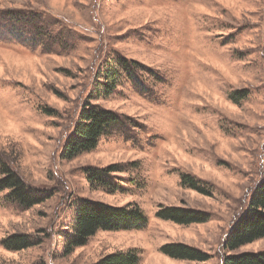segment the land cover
<instances>
[{"label":"rangeland","instance_id":"rangeland-1","mask_svg":"<svg viewBox=\"0 0 264 264\" xmlns=\"http://www.w3.org/2000/svg\"><path fill=\"white\" fill-rule=\"evenodd\" d=\"M24 12L39 16V36L1 25ZM0 18V160L43 198L24 207L0 192V264H94L129 250L139 264H222L227 233L264 177V0H0ZM110 57L130 60L136 78L122 77L113 95L92 102L123 122L91 151L62 159ZM111 165L121 168L112 173L117 191L92 188L86 169ZM80 199L135 202L147 223L98 231L66 254ZM171 206L207 221L156 216ZM13 235L34 244L8 249L2 240ZM170 243L209 259L172 258L161 250ZM262 251L264 238L228 253Z\"/></svg>","mask_w":264,"mask_h":264},{"label":"trees","instance_id":"trees-1","mask_svg":"<svg viewBox=\"0 0 264 264\" xmlns=\"http://www.w3.org/2000/svg\"><path fill=\"white\" fill-rule=\"evenodd\" d=\"M14 19H17L12 26L5 25L7 17L3 16L1 25L9 34H29L31 31L39 36L41 20L32 12H24ZM26 20H34L25 22ZM35 21H37L35 23ZM30 27L26 29V27ZM10 27V28H5ZM43 32V31H42ZM41 32V33H42ZM102 71L96 75L94 85L87 99L84 100L74 128L66 137L61 152L62 159H72L73 157L89 152L94 149L100 136L111 128L114 124L123 122L118 113L107 109L99 104H94L93 99L99 97L108 98L117 90L121 78L135 80V71L131 61L122 57L106 58L103 62ZM118 165H111L105 168H87L85 173L92 188L117 191L116 185L112 184L116 179L113 172L120 171ZM0 192L8 190L7 196L18 201L24 207H30L43 201L40 196L33 197L22 179L12 171L9 164L0 160ZM183 183L193 189L199 190L198 181L190 175H183ZM156 216L164 220H169L181 225L193 223H203L208 216L205 213L188 210L180 207H161ZM147 223V216L141 207L135 202H128L125 205L115 206L103 202H92L87 199H80L74 209V218L70 225V230L64 238L63 249L66 254L71 253L77 247L86 244L87 240L98 231H115L138 229ZM264 238V177L254 189L247 201L241 216L228 231L224 240L226 254L222 264H264V251L262 252H241L228 253L238 248ZM2 244L11 250H22L34 244L24 235H13L2 240ZM162 252L175 259L194 260L201 263L206 262L209 256L182 243H170L161 248ZM140 256L134 250L127 252L116 251L105 255L94 264H139Z\"/></svg>","mask_w":264,"mask_h":264}]
</instances>
